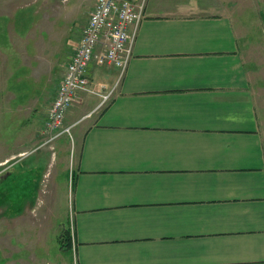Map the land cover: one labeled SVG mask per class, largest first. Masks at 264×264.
I'll use <instances>...</instances> for the list:
<instances>
[{"label":"crops","instance_id":"0c3cea01","mask_svg":"<svg viewBox=\"0 0 264 264\" xmlns=\"http://www.w3.org/2000/svg\"><path fill=\"white\" fill-rule=\"evenodd\" d=\"M132 1L146 16L125 75L89 71L115 90L78 131L75 264H264V139L235 22L215 0ZM40 10L0 0V132L17 139L46 78L42 35L19 19ZM32 176L0 178V264H30L24 224L1 216Z\"/></svg>","mask_w":264,"mask_h":264},{"label":"rangeland","instance_id":"374dc122","mask_svg":"<svg viewBox=\"0 0 264 264\" xmlns=\"http://www.w3.org/2000/svg\"><path fill=\"white\" fill-rule=\"evenodd\" d=\"M215 3L235 22L241 37L242 55L251 72L250 94L257 103L264 139V0H215ZM39 6L41 10L34 16L25 11L19 25L35 26L36 35H42L46 78L45 83L41 78V83L45 86L41 85L40 96L33 103L34 117L26 120L30 114L23 112L24 120L18 122L19 138L13 137V130L0 132V137H4L1 145L8 144L7 148H0V159L7 160L0 164V178L20 173L33 176L23 181L25 198L21 211L16 213L10 208L1 218L7 217L12 224L13 221L24 224L30 264L37 261L38 264H75L71 201L79 133L93 123L107 102L102 104L103 98L94 93H81L72 106L73 114L66 116L62 128L49 130L46 119L96 0H39ZM38 26L42 28L37 29ZM109 84L110 80L91 76V87L97 92H105Z\"/></svg>","mask_w":264,"mask_h":264},{"label":"built area","instance_id":"2783aa9c","mask_svg":"<svg viewBox=\"0 0 264 264\" xmlns=\"http://www.w3.org/2000/svg\"><path fill=\"white\" fill-rule=\"evenodd\" d=\"M145 16L144 2L138 6L132 0H96L48 111L49 130L62 128L80 93H94L103 98L102 104L111 99L115 87L108 92H97L90 86V67L93 64L112 66L117 69L120 81L134 55V45Z\"/></svg>","mask_w":264,"mask_h":264}]
</instances>
